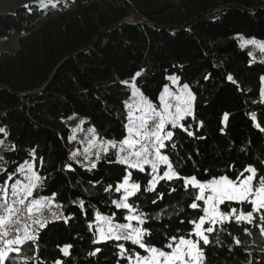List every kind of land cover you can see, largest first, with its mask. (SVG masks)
I'll list each match as a JSON object with an SVG mask.
<instances>
[{
    "label": "trees",
    "instance_id": "trees-1",
    "mask_svg": "<svg viewBox=\"0 0 264 264\" xmlns=\"http://www.w3.org/2000/svg\"><path fill=\"white\" fill-rule=\"evenodd\" d=\"M13 31L19 35V49L0 53V127L7 132V137L0 133V140L9 148L0 153V165L15 173L24 161L34 163L44 181L31 198L56 193L54 201L63 217L39 229L38 248L28 242L5 264L13 260L54 264L57 259L64 264H128L119 256L118 243H124L130 254H147L127 241L93 243L97 211L116 213V223L127 222L123 220L127 210L111 204L122 194L114 189L127 166L115 162L113 150L91 171L70 160L71 130L66 124L79 117L84 131L95 128L100 140L124 139L131 90L121 82L142 69L135 82L153 103L159 104V94L172 75L179 77L180 85L188 84L195 96V120L189 117L184 122L194 125L195 136L176 129L173 142L178 147L169 144L163 150L183 174L201 181L221 175L234 179L251 164L264 176V132L255 126L264 127L260 96L264 60L253 59L235 39L264 42V0H67L56 8L30 4L0 14V39ZM229 75L235 83L227 79ZM33 149L35 160L30 155ZM65 164H72L73 170L65 169ZM145 167V172L128 169L142 188L151 179V170ZM6 178L7 173L0 174V186ZM16 179L21 175L16 173L9 187ZM109 184L113 188L105 192ZM173 187L177 190L170 192ZM157 189L165 196L156 204L152 201L158 193L144 191L130 202L151 217L144 225L152 233L146 240L164 247L169 237L187 236L193 230L187 221L203 214V202L191 209L197 190L189 186L185 191L182 181H162ZM80 199L85 202L83 210L73 203ZM241 207L251 210L247 203L220 206L222 211ZM254 215L259 223V214ZM216 231L219 239L209 234L208 246L201 241L203 264H264V236L254 225L237 224L233 217ZM66 244L72 245L68 257L60 251ZM96 248L101 251L89 255Z\"/></svg>",
    "mask_w": 264,
    "mask_h": 264
},
{
    "label": "snow or ice",
    "instance_id": "snow-or-ice-1",
    "mask_svg": "<svg viewBox=\"0 0 264 264\" xmlns=\"http://www.w3.org/2000/svg\"><path fill=\"white\" fill-rule=\"evenodd\" d=\"M59 0H39V6L41 8H47L49 5L52 8L57 7ZM27 8L28 5H25ZM241 41V48H244L248 44H258L261 51H264V43H260L255 39H245L244 37H238ZM251 55V53L249 54ZM143 69L135 73L130 81H122L121 83L128 85L131 88L132 103H126L128 108L127 123L124 127L127 130V136L120 140H97L95 128H88V133L92 134V139L89 140V146L85 148L83 153L79 151H73L69 157L70 160H75L81 167L91 171L95 169L98 162L106 158L109 154V149H116V163L126 165L125 172L122 181L116 183L115 192L122 193L118 199H112L111 204L117 210H127V214L123 216V220L126 223L114 222L116 213L109 215H102L99 211L95 213V238L94 244L105 243L108 241H127L132 245L138 246L143 250L146 255H141L139 252L129 253V249L125 247L124 243H118L119 256L121 258H127L128 264H203L205 260L204 250L201 247V241L204 246H208L210 243L209 234H217V225H223L226 221L231 223L232 218H235L237 224L246 223L254 225L258 228L260 234L264 236V176L258 175V169L253 165H247L243 171H241L235 178H230L228 175H221L218 178H213L207 181H201L196 175L187 176L183 174L180 167L174 165L172 159L168 154L163 151L169 144L173 149L178 146L174 143L175 130L180 129L188 137H194L195 131L193 130V124H185L187 118L191 117L195 120L194 114V101L195 96L190 91L188 84H183L178 88L176 92H171L168 85L163 87V91L159 94V104H155L152 100L144 96L140 89L137 87L136 79L141 76ZM208 77H205L207 79ZM172 84H176L179 80L178 76H169ZM229 81L233 80V77L229 75L227 77ZM261 89L260 96L262 102H264V76L260 77ZM253 121L256 120V113H251ZM229 119V114L225 113L223 116V122L226 124ZM83 123V121H81ZM200 127L203 126V122H199ZM170 126V127H169ZM255 126L262 132L264 127H261L259 123ZM73 135L69 136V142L75 139V129L72 130ZM0 133H3L7 137L6 129L0 127ZM203 139V137H200ZM0 144H3V140H0ZM92 148H95V152H92ZM30 155L35 160V149L31 150ZM83 155V160L77 159L78 156ZM93 155L95 159H93ZM3 159V157H0ZM41 163H42V158ZM112 163L113 161H108ZM151 169V179L147 181V186L142 188V185L133 180V175L128 169H136L139 172H145L146 167ZM161 166H164L162 169ZM64 168L72 171V164H65ZM7 173V178L2 181L3 184V199L5 205L8 202L9 196V181L13 179L16 173H20L24 176V182L20 179H16L14 183H11V197L13 203L24 204L25 198L33 197L34 190L43 187L44 177L38 174L35 170L34 163L24 161L20 164L15 173H8L6 168L0 167V174ZM248 173V175H244ZM182 181L185 191L191 189L197 190L194 195L193 202L189 207L193 210H197L200 205L199 201L203 202L202 212L203 214L198 219L187 221L194 225L192 231L187 236L180 235L169 237V243L164 247H157L151 244L146 237L151 236V230L146 225L147 221L151 219L144 211L137 207L133 202H130V198L136 197L141 191L158 193L157 198L152 201L156 204L158 200H163L165 193L158 192L157 185L162 181ZM90 183H99L90 182ZM113 185L109 184L104 191L110 192ZM175 187L170 189V192H175ZM56 193L52 194V197L39 196V198H33L29 206V212L35 209L41 208L45 204H51L55 199ZM226 202H234L236 204L243 205L245 203L250 204L251 210L245 211L242 207L240 209L230 208L229 211H222L220 206ZM78 203L83 210L85 202L83 199L73 201ZM59 207V205H57ZM8 213H13L15 210L13 207H7ZM183 211V209H181ZM259 214V223H255L256 215ZM63 215V214H61ZM59 219V217H56ZM11 219V216H0V229L4 228L6 223ZM70 217L65 218V222ZM155 219H160V213H157ZM19 218L17 217V223ZM135 222V223H133ZM185 221H181L184 223ZM33 224L38 227L33 228L31 232L25 228L22 236L18 235L14 240L5 239L7 232L0 231V264H5L7 260L13 259L12 255L21 254L22 247L31 242L38 248L39 229L46 227L47 221L34 219ZM207 225V227H205ZM91 229L92 224L89 223ZM223 230V229H221ZM246 235H251L248 228L244 229ZM194 237V238H193ZM237 245L240 244L238 239L235 240ZM71 244H66L60 248L64 257L70 255ZM170 249V250H167ZM231 250V249H230ZM101 251L100 248H96L89 255H96ZM30 259L39 260V257H31ZM13 264H17L16 260H13ZM27 264V260L23 262ZM54 264H64L60 259L54 261ZM252 264V261H249Z\"/></svg>",
    "mask_w": 264,
    "mask_h": 264
},
{
    "label": "rangeland",
    "instance_id": "rangeland-1",
    "mask_svg": "<svg viewBox=\"0 0 264 264\" xmlns=\"http://www.w3.org/2000/svg\"><path fill=\"white\" fill-rule=\"evenodd\" d=\"M62 3L63 5H66L67 0H59V2L57 3L60 4ZM35 5V6H39V0H0V14H12V12L14 10H16L17 8L20 7H25V5ZM50 6V5H49ZM18 38L19 35L17 32L13 31V33L5 38V39H0V53H9V54H13L15 53L18 49ZM235 39H237L239 45L241 44V41L238 37H236ZM258 41V40H256ZM260 43H264L263 41H258ZM241 47V46H240ZM243 49H246L248 51V53H251V57L253 59H260V60H264V51L260 50V47L258 44H248L246 45ZM183 85H180L179 82H177L176 84H172V82L169 80V90L171 92H176L178 88L182 87ZM190 89V88H189ZM131 90V88H130ZM163 91V90H162ZM191 91V90H190ZM133 99L131 94L128 98V101L126 103H132ZM127 113H128V108L126 107ZM81 121H83L81 118L79 117H72V119L66 121L67 126L69 127V129L71 130V135H73V129H75V139H73L71 142H69L68 139V144H70V150L71 152L73 151H79L80 153H83L85 148H87L89 146L88 142L89 140L92 139V134L88 133V131H84V129L82 128L83 123H81ZM170 127V126H169ZM127 136V135H126ZM97 137V135H96ZM97 140H100L97 137ZM8 146L5 142H3V144H0V153L2 151H6L8 150ZM109 150H113L116 153V149H112L110 148ZM92 152H95V148H92ZM93 159H95V156L93 155L92 157ZM77 159L79 160H83V155H80L77 157ZM75 161V160H74ZM0 167H2L0 165ZM149 167V166H147ZM164 168V166H161ZM150 169V167H149ZM151 170V169H150ZM20 174V173H18ZM21 175V181L24 182V176L22 174ZM3 186H0V197L3 196V191H2ZM9 192V196H8V201L13 200L14 198L11 197V188L9 187L8 189ZM3 200V199H0ZM31 197L25 198V204L27 207L30 206L31 204ZM4 201V200H3ZM38 219L40 220H44L47 221L45 218L39 217ZM38 227L37 225L33 224L32 226H27V229L31 232V230L33 228ZM205 227H207V225H205ZM25 228H21L19 231V235L22 236L24 234ZM194 238V237H193Z\"/></svg>",
    "mask_w": 264,
    "mask_h": 264
},
{
    "label": "built area",
    "instance_id": "built-area-1",
    "mask_svg": "<svg viewBox=\"0 0 264 264\" xmlns=\"http://www.w3.org/2000/svg\"><path fill=\"white\" fill-rule=\"evenodd\" d=\"M74 161V160H73ZM51 198V197H49ZM53 201L50 205L45 204L39 209L33 208L31 212H29V207L24 204L13 203V200L8 201L7 205L3 200H0V216H11V219L6 223L4 228L0 229V231L7 232V236L4 237L5 239H15L19 233L20 229L32 226L33 220L38 219L39 217L45 218L47 221H58L61 220L63 217L62 212L60 210V206ZM13 207L14 212L8 213L7 207ZM17 217L19 218V222L17 223ZM56 217H59L57 219Z\"/></svg>",
    "mask_w": 264,
    "mask_h": 264
}]
</instances>
